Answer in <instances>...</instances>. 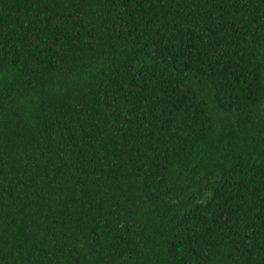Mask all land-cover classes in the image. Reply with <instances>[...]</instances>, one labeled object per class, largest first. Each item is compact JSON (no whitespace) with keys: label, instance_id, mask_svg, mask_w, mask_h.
I'll list each match as a JSON object with an SVG mask.
<instances>
[{"label":"trees","instance_id":"1","mask_svg":"<svg viewBox=\"0 0 264 264\" xmlns=\"http://www.w3.org/2000/svg\"><path fill=\"white\" fill-rule=\"evenodd\" d=\"M0 264H264V0H0Z\"/></svg>","mask_w":264,"mask_h":264}]
</instances>
